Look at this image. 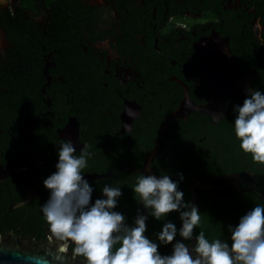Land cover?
Listing matches in <instances>:
<instances>
[{
  "label": "flooded vegetation",
  "instance_id": "af4514ba",
  "mask_svg": "<svg viewBox=\"0 0 264 264\" xmlns=\"http://www.w3.org/2000/svg\"><path fill=\"white\" fill-rule=\"evenodd\" d=\"M214 35L228 41L248 87L233 93L217 123L192 111L212 97L202 48ZM251 89L264 91V0H0V237L58 241L41 205L65 139L76 154L82 145L93 153L82 170L93 202L105 183L122 187L117 210L131 222L138 208L146 211L132 186L164 122L181 108L191 112L169 123L156 174L183 173L179 188L190 202L192 170L201 180L233 173L259 180L260 191L241 182L235 196L199 192L194 231L227 237L229 224L264 203V164L242 153L233 127L234 106ZM167 219L180 226L178 213ZM163 222L149 217L146 234ZM158 250L168 254L171 245Z\"/></svg>",
  "mask_w": 264,
  "mask_h": 264
},
{
  "label": "clouds",
  "instance_id": "9594fccd",
  "mask_svg": "<svg viewBox=\"0 0 264 264\" xmlns=\"http://www.w3.org/2000/svg\"><path fill=\"white\" fill-rule=\"evenodd\" d=\"M233 111L240 150L264 164V91L249 90ZM215 115L224 118L222 113ZM76 153V143L63 140L56 170L43 180L49 197L41 211L50 234L61 242V251L71 249L82 264H264V203H256L238 223L229 224L227 237L209 239L202 228L194 231L201 224V212L196 204L184 199L179 188L183 173L174 180L167 173L141 172L132 190L146 211L138 208L129 222L117 210L122 187L105 183L102 195L93 202L94 186L82 171L93 153L87 145ZM172 212L179 214V227L167 219ZM149 217L164 221L153 236L146 234ZM168 245V254L158 250Z\"/></svg>",
  "mask_w": 264,
  "mask_h": 264
},
{
  "label": "water",
  "instance_id": "95a60500",
  "mask_svg": "<svg viewBox=\"0 0 264 264\" xmlns=\"http://www.w3.org/2000/svg\"><path fill=\"white\" fill-rule=\"evenodd\" d=\"M202 54L203 64H205L211 74L209 88L212 97L208 104L192 108V111L211 115L217 123L222 118H217L215 114L222 113L223 117L226 115L229 108V100L233 93L243 86L248 87L246 82L242 80L243 75L238 70L236 60L232 55L227 40L221 38L219 35H214L205 42ZM213 60H217L215 62L217 64L214 66L211 65ZM187 112L189 113L191 110L181 108L166 119L156 147L148 155L143 173L158 175L152 167V162L163 151L164 132H166L171 121L176 118H185ZM192 176L194 188L192 202L194 204L197 203L201 190L211 192L217 198L221 196H235L239 192H244L240 187L241 182H249L251 184L250 190L260 191L258 178L250 173L224 174L212 180H201L195 176L192 170ZM261 196L264 198L263 193H261ZM31 200L32 196L18 203L16 207L25 206ZM60 245V241L54 240L53 243L34 242L18 234L2 236L0 237V264H82L78 258L73 257L69 250L62 252Z\"/></svg>",
  "mask_w": 264,
  "mask_h": 264
}]
</instances>
